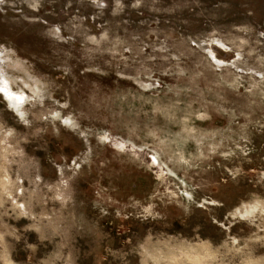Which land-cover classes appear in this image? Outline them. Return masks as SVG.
<instances>
[{
	"label": "rangeland",
	"instance_id": "rangeland-1",
	"mask_svg": "<svg viewBox=\"0 0 264 264\" xmlns=\"http://www.w3.org/2000/svg\"><path fill=\"white\" fill-rule=\"evenodd\" d=\"M0 264H264V0H0Z\"/></svg>",
	"mask_w": 264,
	"mask_h": 264
}]
</instances>
